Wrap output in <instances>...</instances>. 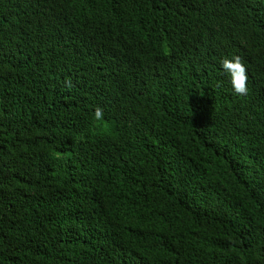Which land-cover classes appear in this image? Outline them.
<instances>
[{
  "label": "trees",
  "instance_id": "obj_1",
  "mask_svg": "<svg viewBox=\"0 0 264 264\" xmlns=\"http://www.w3.org/2000/svg\"><path fill=\"white\" fill-rule=\"evenodd\" d=\"M234 55L264 60V0H0V264H264Z\"/></svg>",
  "mask_w": 264,
  "mask_h": 264
},
{
  "label": "clouds",
  "instance_id": "obj_2",
  "mask_svg": "<svg viewBox=\"0 0 264 264\" xmlns=\"http://www.w3.org/2000/svg\"><path fill=\"white\" fill-rule=\"evenodd\" d=\"M222 69L225 73L230 76V83L234 93L238 96H246L248 93L247 82L249 83L247 71L258 70L259 74L264 72V60L258 62L257 64L248 67L244 65L242 59L239 55L230 56V58H224L221 61ZM254 78H252L253 81ZM66 86L71 89L73 86L71 80L67 81ZM94 117L97 120H101L104 117V110L97 106L94 111ZM96 200L92 202L94 207Z\"/></svg>",
  "mask_w": 264,
  "mask_h": 264
}]
</instances>
